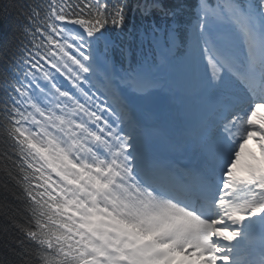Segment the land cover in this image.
Wrapping results in <instances>:
<instances>
[{
	"label": "snow or ice",
	"instance_id": "snow-or-ice-1",
	"mask_svg": "<svg viewBox=\"0 0 264 264\" xmlns=\"http://www.w3.org/2000/svg\"><path fill=\"white\" fill-rule=\"evenodd\" d=\"M261 110L264 0H0V264H264Z\"/></svg>",
	"mask_w": 264,
	"mask_h": 264
}]
</instances>
